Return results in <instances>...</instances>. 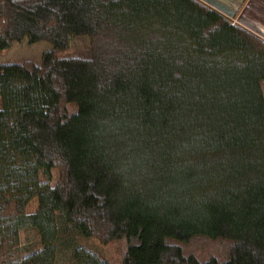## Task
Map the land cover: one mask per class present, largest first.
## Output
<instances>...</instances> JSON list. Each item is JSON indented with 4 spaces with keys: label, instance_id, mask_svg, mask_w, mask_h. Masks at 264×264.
Listing matches in <instances>:
<instances>
[{
    "label": "trees",
    "instance_id": "trees-1",
    "mask_svg": "<svg viewBox=\"0 0 264 264\" xmlns=\"http://www.w3.org/2000/svg\"><path fill=\"white\" fill-rule=\"evenodd\" d=\"M232 19L0 0V52L52 45L0 64V264H111L92 242L122 239L121 264H264V40ZM196 239L229 249L203 259Z\"/></svg>",
    "mask_w": 264,
    "mask_h": 264
},
{
    "label": "rangeland",
    "instance_id": "rangeland-1",
    "mask_svg": "<svg viewBox=\"0 0 264 264\" xmlns=\"http://www.w3.org/2000/svg\"><path fill=\"white\" fill-rule=\"evenodd\" d=\"M203 2L213 5V7L226 15L227 17H234L232 19L236 24L248 29L249 31L257 34L261 39L264 40V26L260 24L259 20L256 19V13L254 8L245 7L246 0H202ZM257 2L258 0H252ZM250 13H249V12ZM254 18V19H253ZM83 44H78L75 52L80 51ZM52 45L49 42H38L35 44H17L12 46L10 49L0 52V64L7 63H20L23 61H32L36 64L41 62V58L46 51H50ZM75 109L74 105H69L70 112ZM6 127H11L18 123L22 117L19 115L5 116L1 118ZM59 179L58 171H54V180ZM37 200H33L27 208L29 214L34 213L37 210ZM33 235V233H31ZM30 235V236H31ZM26 235L24 232L21 233V242L23 245L26 243ZM31 238V237H30ZM189 252L195 255H199L200 258H207V253L221 254L228 251L229 244L221 241L209 242L204 239H196L189 246ZM91 249L97 251L102 257L111 262V264H121L122 259L127 252V242L125 239L114 242L109 245L100 246L97 242L93 241ZM206 256V257H205Z\"/></svg>",
    "mask_w": 264,
    "mask_h": 264
},
{
    "label": "crops",
    "instance_id": "crops-1",
    "mask_svg": "<svg viewBox=\"0 0 264 264\" xmlns=\"http://www.w3.org/2000/svg\"><path fill=\"white\" fill-rule=\"evenodd\" d=\"M244 5L245 7L254 8L253 10L257 16L256 19L259 20L260 24L264 26V0H258L257 2L246 0V3Z\"/></svg>",
    "mask_w": 264,
    "mask_h": 264
}]
</instances>
